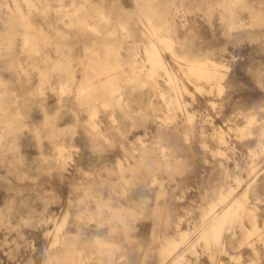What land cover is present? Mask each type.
I'll use <instances>...</instances> for the list:
<instances>
[{"label":"rangeland","instance_id":"1","mask_svg":"<svg viewBox=\"0 0 264 264\" xmlns=\"http://www.w3.org/2000/svg\"><path fill=\"white\" fill-rule=\"evenodd\" d=\"M0 264H264V0H0Z\"/></svg>","mask_w":264,"mask_h":264},{"label":"crops","instance_id":"2","mask_svg":"<svg viewBox=\"0 0 264 264\" xmlns=\"http://www.w3.org/2000/svg\"><path fill=\"white\" fill-rule=\"evenodd\" d=\"M98 56H102L103 58H106L108 57L107 56V51H105L104 53H101L99 50H98ZM93 57L95 58V54L93 55ZM88 75V76H87ZM108 77L104 76V78L102 80H106ZM85 80L86 79H91V80H95L96 77H95V71H93L91 74H86V77L84 78Z\"/></svg>","mask_w":264,"mask_h":264},{"label":"bare ground","instance_id":"3","mask_svg":"<svg viewBox=\"0 0 264 264\" xmlns=\"http://www.w3.org/2000/svg\"><path fill=\"white\" fill-rule=\"evenodd\" d=\"M229 210H230V208H229ZM227 213H228V210H227ZM224 214V213H223Z\"/></svg>","mask_w":264,"mask_h":264}]
</instances>
